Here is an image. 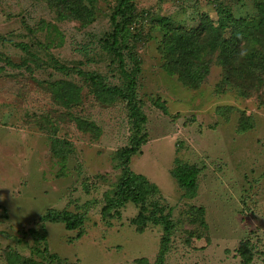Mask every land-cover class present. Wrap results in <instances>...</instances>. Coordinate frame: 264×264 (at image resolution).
<instances>
[{
	"label": "rangeland",
	"instance_id": "rangeland-1",
	"mask_svg": "<svg viewBox=\"0 0 264 264\" xmlns=\"http://www.w3.org/2000/svg\"><path fill=\"white\" fill-rule=\"evenodd\" d=\"M115 2L95 0L86 21L87 5L67 19L46 0H0V264H159L160 254L162 264H244V250L248 264H264V31L243 23L264 0H135L125 23L146 120L127 167L157 186L148 211H171L165 247L161 225L131 223L139 204L106 208L136 109L74 71L121 83L115 63L82 50H97ZM177 161L199 167L192 194L171 175ZM61 212L83 221L67 229L44 218Z\"/></svg>",
	"mask_w": 264,
	"mask_h": 264
},
{
	"label": "trees",
	"instance_id": "trees-1",
	"mask_svg": "<svg viewBox=\"0 0 264 264\" xmlns=\"http://www.w3.org/2000/svg\"><path fill=\"white\" fill-rule=\"evenodd\" d=\"M95 0H46L48 7L53 9L57 13H61L62 16L70 19L71 17H80V13L84 10L87 5L88 11H86V18L81 20H89L92 17V6ZM135 0H116L115 6L109 14V29L104 31L101 38L98 39L99 46L92 54L91 49L88 45L82 46V50L85 53V57L88 60H94L93 56L103 58L105 61L108 59V65L115 63L121 74L120 84L108 85L95 71L89 72L81 68H74L75 73L78 76H82L85 80H88L91 86L95 89L94 92L104 98L106 94L110 99H116L117 97L122 98L126 101L127 106L130 110H135L132 112L134 118V134L129 140V146L120 152V155L125 158L124 160V176L119 181V189L117 192L118 196L110 197L107 199L106 208L122 206L125 202L130 201L135 204H139L141 210L138 214L131 219V223L138 226L140 230L145 227L148 223L161 225L164 236L162 238L163 246L165 247L168 243V235L172 228L171 211L168 209L164 212L165 208L158 204L157 202L151 203V209L148 211L145 207V202L147 200V194L151 192H157V186L151 182H148L146 178L141 174L133 173L128 169L127 163L129 155L138 151L139 147L144 143L145 138L141 134L142 125L146 121L144 114L138 112L136 108V87H137V74L140 72V67L137 62L130 65L131 57V45L125 42V23L129 19L130 15L134 12ZM258 11L256 16H251L249 18H244L243 23L251 30H263L264 31V5L258 6ZM156 22L152 19L150 23ZM84 22V21H82ZM43 24V21H41ZM157 24L161 26L169 24V18L161 17L158 19ZM134 25H136L134 23ZM215 26L210 24L211 36L217 39L219 33L215 29ZM21 45V44H20ZM172 48L174 45L180 46L181 41L175 37L171 36ZM26 51V59L28 60H38V56L31 49L26 48L24 44L21 45ZM91 55V56H90ZM93 55V56H92ZM53 64L56 60L51 56V61ZM128 60V62H127ZM50 61V62H51ZM128 63V65H127ZM28 67V66H27ZM54 67L58 71L64 72L68 71L70 68L64 64H55ZM75 88L70 87L69 90L65 89L63 91V96L70 98L74 94ZM107 100V98H104ZM66 105H69L67 100L63 101ZM137 111V112H136ZM175 167L171 170V175L176 181L179 187L185 188L188 192L192 194L196 188V176L199 173V167L195 164L182 163L177 161ZM116 192V194H117ZM104 213V212H103ZM104 215L110 216L107 212ZM45 220L51 222H62L67 229H74L78 227L82 221L83 217L81 215L69 212H61L56 215L47 213L44 215ZM242 246V245H241ZM244 246V245H243ZM242 246V247H243ZM246 249V247H245ZM247 250L240 251L241 257L244 264H248L251 260V255L246 256ZM51 257L56 260L57 256L51 255ZM159 264H162L161 254L158 258ZM29 262V261H28ZM34 264V261H31Z\"/></svg>",
	"mask_w": 264,
	"mask_h": 264
}]
</instances>
